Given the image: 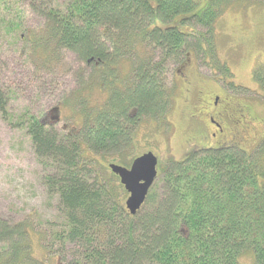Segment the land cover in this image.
Returning a JSON list of instances; mask_svg holds the SVG:
<instances>
[{"label":"trees","instance_id":"obj_1","mask_svg":"<svg viewBox=\"0 0 264 264\" xmlns=\"http://www.w3.org/2000/svg\"><path fill=\"white\" fill-rule=\"evenodd\" d=\"M234 1L209 0L199 9L196 0H68L62 8L53 0H0V20L7 4L19 3L43 20L23 39L42 66L66 53L82 64V81L63 103L78 122L57 130L26 110L18 123L66 222L53 239L76 250L74 264H264V138L249 153L196 148L181 160L168 158L158 174L157 199L150 204L148 192L135 215L125 207L118 177L109 168L110 178L98 171L110 155L129 166L145 153L129 151L142 119L157 130L170 112L166 66L181 64L189 49L211 51L216 21ZM192 20L202 32L179 28ZM219 70L229 75L228 67ZM6 105L0 91L2 118ZM32 232L24 221L0 215V264H47L32 256Z\"/></svg>","mask_w":264,"mask_h":264},{"label":"rangeland","instance_id":"obj_2","mask_svg":"<svg viewBox=\"0 0 264 264\" xmlns=\"http://www.w3.org/2000/svg\"><path fill=\"white\" fill-rule=\"evenodd\" d=\"M53 1L62 8L68 0ZM196 1L200 9L209 0ZM6 6L8 11L0 20V91L7 97L5 118L0 113V215L12 222L24 221L34 228L35 233H30L29 237L34 258L47 264H74L77 259L70 256L75 255L76 250H72L70 244L62 245L61 241L56 243L53 239L56 231L66 229V222L58 208V196L47 193L42 180L43 168L25 128L18 123L26 110L44 123L53 124L57 130L69 129L78 122L69 103L67 106L63 103L82 81L78 76L83 72L79 71L82 64L66 53L49 68L42 66L31 54V44L23 39L41 28L43 20L24 3L11 8L9 4ZM221 14L215 24L214 37L210 39L214 46L211 51L196 55L189 49L182 65L169 62L166 66L171 109L161 120L160 128L152 129L154 124L151 126L148 119L141 120L144 128L138 129L136 144L129 154L152 151L158 158V174L168 158L181 160L192 149L214 147L192 130L189 119L193 114V94L183 90V74L193 77L196 71L211 79L212 83L208 82L204 90L208 98L218 93L222 99L227 97L249 105L256 119L238 131L243 140H238L240 145L236 147L249 153L264 138V0H235L229 2ZM179 28L184 32L203 31L194 20ZM220 65L228 67L229 75L219 70ZM259 65V79L255 80L253 72ZM82 79L89 81L86 75ZM95 91L93 100L100 97ZM113 157L115 154L100 161L104 166L103 170H98L100 174L110 178L108 160ZM262 182L264 185V180ZM160 185L161 176H158L149 190L153 194L150 204L157 199ZM45 245L51 247L50 250L44 249ZM240 260L251 262L249 257Z\"/></svg>","mask_w":264,"mask_h":264},{"label":"flooded vegetation","instance_id":"obj_3","mask_svg":"<svg viewBox=\"0 0 264 264\" xmlns=\"http://www.w3.org/2000/svg\"><path fill=\"white\" fill-rule=\"evenodd\" d=\"M183 63L184 61L180 65ZM182 78L183 90L193 94L194 104L191 109L193 114L189 119L193 132L201 136L203 141H209L214 145L208 147L209 149L240 145L238 140L243 139L238 131L243 130L245 125L256 119L249 105L234 102L227 97L222 99L218 93L208 95L210 96L208 98L204 90L210 84L208 82L212 83V81L196 71L193 77L183 74ZM213 85L216 87L215 84Z\"/></svg>","mask_w":264,"mask_h":264},{"label":"water","instance_id":"obj_4","mask_svg":"<svg viewBox=\"0 0 264 264\" xmlns=\"http://www.w3.org/2000/svg\"><path fill=\"white\" fill-rule=\"evenodd\" d=\"M157 157L152 151L134 158L129 167L109 163L111 173L118 177L128 193L125 207L130 215H135L143 206L148 191L157 177Z\"/></svg>","mask_w":264,"mask_h":264}]
</instances>
